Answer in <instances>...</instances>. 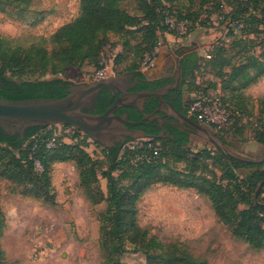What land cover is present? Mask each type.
<instances>
[{
	"label": "trees",
	"instance_id": "16d2710c",
	"mask_svg": "<svg viewBox=\"0 0 264 264\" xmlns=\"http://www.w3.org/2000/svg\"><path fill=\"white\" fill-rule=\"evenodd\" d=\"M7 1L11 0H0V10L5 9L1 3ZM21 1L24 9H28L31 0ZM141 1L139 12L142 16L125 8L123 0H80L79 14L75 18L58 27L49 38L41 37L38 43L28 46H14L0 34V96L12 100L65 96L71 82L63 78L16 80L14 76L28 72L57 74L68 67L81 66L92 60L96 62V71L100 68V56L105 45L111 43L107 39L108 34L125 32L129 28L144 29L143 36L149 39L137 64L127 69L142 72L141 63L146 55L153 52L162 35L172 31L165 22L168 11L179 20L193 23H202L216 14L221 17V22H226L229 29L227 36L232 37V43L247 41L254 47L255 37H259L257 45L260 52L252 50L224 72L222 66L219 72L215 70L213 63L216 65L217 55L210 52L211 57L206 58L202 66L206 74L210 72L220 80L209 78L200 84L193 75L202 67L201 63L197 64V56L188 52L181 58L184 84L186 88L190 83L189 91L198 95L205 92L208 86L219 90L223 104L233 112L228 124L217 131L225 143H229V137L244 133L241 128L244 127L252 101L245 95L244 89L264 75V0H189L191 3L179 6L170 0ZM226 2L232 7L224 15ZM205 13L207 16L203 18ZM46 42H50L52 47L44 45ZM127 44L130 42L127 41ZM220 45L217 49H226L225 43ZM119 57L120 54H117V63ZM191 76L192 82L189 79ZM260 102L264 104V98H260ZM107 106V101L96 102L98 112L105 111ZM191 106L190 102L186 112ZM254 124L258 126L254 138L264 146V120L255 119ZM54 127H30L23 139L18 133L11 134L0 127V160L7 155L12 156L14 166L9 168L8 174L16 183H35V191L29 193L35 196L39 190L38 184L30 174L47 179L45 184L50 186L51 162L75 161L81 185L87 187L98 181L101 163H108L107 170L101 172V176L107 180V191L105 193L100 187L97 198L92 200L105 201L107 205L98 218L103 264H122V257L131 252L144 253L148 264H208L207 259L194 256L182 243L166 244L152 235L149 228L141 225L140 200L150 187L157 184L193 188L200 195L207 196L215 214L230 227L234 237L246 241L255 249L264 248V161L245 163L217 148L203 147L190 151L189 133L177 141L153 138L154 142L161 141V149L155 156L147 142L128 146L125 150L121 142L112 147L96 142L102 155L94 156L87 149V134L67 142L55 136ZM51 142L55 143L54 146L49 145ZM26 143L27 147L24 146ZM181 161L185 163L184 168L171 164ZM37 163L41 165V170H38ZM239 167H248L250 172L241 177L236 172ZM198 170L200 174H196ZM6 226V217L0 208V238ZM1 253L0 244V256Z\"/></svg>",
	"mask_w": 264,
	"mask_h": 264
},
{
	"label": "rangeland",
	"instance_id": "374dc122",
	"mask_svg": "<svg viewBox=\"0 0 264 264\" xmlns=\"http://www.w3.org/2000/svg\"><path fill=\"white\" fill-rule=\"evenodd\" d=\"M140 1L123 0V6L131 13L138 14ZM170 1H173L175 6L191 3L189 0ZM3 6L5 9L0 10V34L8 38L14 46H28L38 43L41 37L49 38L58 27L70 21L77 13L78 0H31L28 9H24L21 0H11L1 3V7ZM231 7V4L226 2L223 14L231 10ZM206 16V13L203 14V18ZM137 28L108 34L111 52L120 54L118 63L117 59H114L117 73L125 72L137 64L144 46L149 41L143 36L144 29ZM228 34L226 22H221V17L216 14L202 23L197 22L188 36L175 33L173 30L167 32L160 38L161 45L158 48L155 66L143 69V72L149 76L172 74L176 69L177 57L185 50L194 53L197 56V64L201 63V66L210 52L215 53L217 60L216 65L213 64L218 72L221 66L223 72L230 69L231 65L239 62L252 50L260 52L257 45L260 42L259 37H255L256 46L253 47L247 41L232 43V37H228ZM127 41L130 44H127ZM223 43L226 44V49H217V46H222L220 44ZM44 45L52 47L50 42ZM95 68L96 62L92 60L84 62L81 66L68 67L57 74L41 75L39 72H28L22 76H14V79L60 77L71 83H91ZM198 71L194 72L193 78L201 76L203 80L216 79L210 72L202 76ZM193 78L192 76L189 78L190 82ZM187 84L189 87L190 83ZM188 87L185 88V96L193 105L200 95L189 91ZM207 90L217 91L210 86ZM251 99V109L247 112L244 127L241 128L245 138H248L246 141H249L241 142L240 137L232 141L229 137L227 141H231L232 145L231 142L224 143L234 154L260 158L264 156V146L258 147L251 137L256 135L258 128L254 120H264V104L260 102V98ZM261 108L263 111H260ZM203 125L221 138L217 134L219 128L211 124ZM54 130L59 138L71 142L69 136L71 133H68L66 131L68 129L63 125H55ZM148 139L150 137L132 138L122 149L142 145ZM54 142L49 145L54 146ZM158 142L161 145V141ZM27 144L24 146L27 147ZM188 147L190 151L203 147L216 149L210 140L199 133L192 136ZM88 149L94 156L100 154L93 148ZM0 163L3 167L0 169V208L7 221L0 238L2 252L0 264H103L99 248L98 218L107 205L105 201L92 200L97 198L100 187L103 186L107 191L106 178L101 176V172L108 168L107 162L101 163L98 172L100 177L90 187L81 185L80 172L75 161L51 162L50 186L45 184L47 179L30 174L40 190H37L36 196L29 194L30 191H35L34 188L37 187L35 183L32 185L16 183L11 179L10 173L8 174L9 168L14 166L11 155L1 158ZM171 164L179 168H184L185 165L183 161ZM37 168L41 170L39 163ZM196 174H200L199 170ZM139 208V221L142 226L150 229L152 235L166 244L182 243L194 256L207 259L208 264H264V248L255 249L246 241L234 237L230 227L215 214L208 197L200 195L193 188L153 185L143 194ZM122 264L148 263L144 253L131 252L122 257Z\"/></svg>",
	"mask_w": 264,
	"mask_h": 264
},
{
	"label": "water",
	"instance_id": "95a60500",
	"mask_svg": "<svg viewBox=\"0 0 264 264\" xmlns=\"http://www.w3.org/2000/svg\"><path fill=\"white\" fill-rule=\"evenodd\" d=\"M185 50L177 57L176 68L181 69V57L188 53ZM132 75H114L104 79H95L91 83H69L68 93L62 97H39L12 100L0 96V127L11 134L18 133L23 139L26 130L33 126L68 125L84 131L89 137L106 147L115 146L117 142L125 144L129 137H151L145 131L130 128L147 119L159 118L156 113L144 114L138 121L129 120L128 113H118L121 107H135L142 110L147 97H161L158 91L130 92L122 88ZM108 90L116 96L115 101L103 112L96 107L97 97L101 90ZM193 132L202 134L224 154L245 163H260L261 158H248L234 154L224 141L211 133L202 123L182 115Z\"/></svg>",
	"mask_w": 264,
	"mask_h": 264
},
{
	"label": "flooded vegetation",
	"instance_id": "af4514ba",
	"mask_svg": "<svg viewBox=\"0 0 264 264\" xmlns=\"http://www.w3.org/2000/svg\"><path fill=\"white\" fill-rule=\"evenodd\" d=\"M132 75L128 81L122 84V88L130 92L158 91L161 97L152 96L145 99L144 107L139 110L135 107H121L118 113H128L129 120H141L144 114L156 113L160 117L147 119L141 124L127 125L130 128H137L150 134V138L177 141L185 133L196 135L190 126L181 117L188 116L199 122L194 113L186 112L189 100L185 96L184 70L175 69L172 74L163 73L156 76H149L145 72L138 70H127L116 75ZM116 96L108 90H101L97 97V102L107 101V108L115 101ZM132 138V137H129ZM118 143V142H117Z\"/></svg>",
	"mask_w": 264,
	"mask_h": 264
},
{
	"label": "built area",
	"instance_id": "2783aa9c",
	"mask_svg": "<svg viewBox=\"0 0 264 264\" xmlns=\"http://www.w3.org/2000/svg\"><path fill=\"white\" fill-rule=\"evenodd\" d=\"M165 22L169 26V30H173L175 31V33H180L185 36H188L192 27L197 24V22L193 23L189 20H179L174 13H169V11ZM160 45L161 42L159 40L153 52L146 55L145 59L141 63L142 71H144L143 69H150L155 66V59L158 54V48ZM111 50V43H107L100 56V68L97 69L93 74V80L104 79L117 74V72L115 71L116 66L114 63L116 54H114V52L112 53ZM210 57V54L207 55V58ZM198 72H200L203 76L205 73V67L202 66ZM202 81L203 78L201 76H196L197 83L200 84ZM189 112L194 113L199 119L200 123L211 124L216 128H221L228 124L229 119L233 115L232 110L227 108L223 104V100L221 98L219 90L216 92H213L211 90L202 92L199 96V99L191 106ZM63 127L68 129L66 130L68 131V133H71V135H69L71 136V141L77 140L78 137L83 138L86 135L84 131L80 129L79 131H77L78 128H75L73 126L65 125ZM77 133H79V136H77ZM54 134L56 137L59 136L57 135L56 131L54 132ZM87 142L89 143L87 149L89 147L93 148L95 149V151L99 152L100 155H102L101 148L96 143L97 141L88 136ZM147 143L148 146L153 150L154 156L157 155L161 149L160 143L154 142L152 138L148 139Z\"/></svg>",
	"mask_w": 264,
	"mask_h": 264
},
{
	"label": "crops",
	"instance_id": "0c3cea01",
	"mask_svg": "<svg viewBox=\"0 0 264 264\" xmlns=\"http://www.w3.org/2000/svg\"><path fill=\"white\" fill-rule=\"evenodd\" d=\"M79 3H80V0H78L77 13L74 15L73 18H75L79 14ZM73 18H71V20ZM244 93H245V95L249 96V98L250 97L251 98L252 97L253 98H264V75L257 82L252 83L247 88H245L244 89ZM239 137H240V139H242L241 142H244V141L247 142V141H249V140L246 141V139H248V138H245V134L244 133L237 134L234 138H231V139H232V141H235V140L239 139ZM251 138L254 139V141H255L256 144H258V147H260V145L262 146V144H260L259 142H257V140L254 138V136L251 137ZM230 144L232 145V142ZM236 172L241 177H244V176H246L250 172V168H248V167H239V168L236 169ZM102 188H103V190L106 193V190L104 189L103 186H102Z\"/></svg>",
	"mask_w": 264,
	"mask_h": 264
}]
</instances>
